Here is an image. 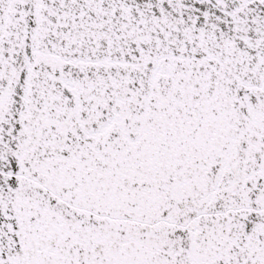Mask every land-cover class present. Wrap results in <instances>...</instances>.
Wrapping results in <instances>:
<instances>
[{
    "label": "snow or ice",
    "instance_id": "6c2138e0",
    "mask_svg": "<svg viewBox=\"0 0 264 264\" xmlns=\"http://www.w3.org/2000/svg\"><path fill=\"white\" fill-rule=\"evenodd\" d=\"M0 264H264V0H0Z\"/></svg>",
    "mask_w": 264,
    "mask_h": 264
}]
</instances>
